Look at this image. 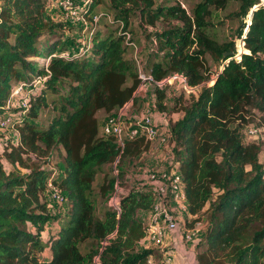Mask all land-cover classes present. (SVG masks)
<instances>
[{
  "label": "trees",
  "instance_id": "16d2710c",
  "mask_svg": "<svg viewBox=\"0 0 264 264\" xmlns=\"http://www.w3.org/2000/svg\"><path fill=\"white\" fill-rule=\"evenodd\" d=\"M55 1L0 0V112L7 111L19 85L30 104L16 121L21 144H8L0 153V264H164L161 248L139 249L146 226L138 213L152 208L154 195L124 191L108 175L95 188L105 166L146 149L144 140H127L121 151L113 136L101 134L98 118L114 115L139 84L137 65L127 57L129 44H136L129 29L136 15L152 27L177 23L155 33L157 60L146 65L154 80L176 73L189 87H201L183 101L170 125L190 216L195 224L207 214L198 264H264L263 149L243 138L256 114L264 124L261 0H238L245 16L257 7L238 31L241 53L234 41L218 43L207 30L210 9H225L228 0H203L191 14L180 5L157 7L155 0H91L85 18L102 13L114 27L107 32L90 27L84 48L65 38L73 25L49 14ZM100 6L106 11L96 12ZM208 55L223 64L211 86ZM42 58L48 62L41 64ZM166 88H154L163 113ZM44 110L54 115L41 126L36 121ZM57 152L60 167L46 171L41 163L50 165ZM50 183L63 196L62 209L54 213ZM117 184L123 192L120 212L109 206L99 215V203L109 201ZM49 225H55V234L44 239Z\"/></svg>",
  "mask_w": 264,
  "mask_h": 264
},
{
  "label": "rangeland",
  "instance_id": "374dc122",
  "mask_svg": "<svg viewBox=\"0 0 264 264\" xmlns=\"http://www.w3.org/2000/svg\"><path fill=\"white\" fill-rule=\"evenodd\" d=\"M77 3H80V0H75ZM203 0H155V5L157 7H174L180 5L186 11L191 14L193 9L201 3ZM262 4H264V0H261ZM54 5V4H53ZM52 6V5H51ZM241 3L238 0H228V4L225 9H219L212 7L209 11V15L207 16V30L208 34L212 39L217 41L218 43H226L234 41L236 45V49L238 53H241L243 47V42L238 39L237 34L238 31L243 24L247 26L249 16H245L243 11L240 8ZM51 15L58 16L60 15V20L63 22H67V13L63 10H60L57 6H52L49 9ZM106 9L104 6H100L96 9V12H104ZM79 13L78 16H80ZM112 15L113 12L111 11ZM82 16V15H81ZM77 16L74 17L76 19ZM111 18V16H110ZM69 21V20H68ZM68 24L70 22H67ZM71 25V24H69ZM68 25V26H69ZM177 25L176 22H165L160 21L157 23L155 27L145 24L139 15L132 17L130 20L129 29L132 30V36L137 44V49H129L127 52L128 59L135 63L138 61L141 65H152L153 62L157 60L156 51H157V41L155 39V33L169 30ZM70 27V26H69ZM113 24L109 21V18H103L96 26V30L107 32L111 29ZM90 28V27H89ZM88 28V29H89ZM87 27L81 24V21H75L73 23V27L71 31L66 34L67 40L69 42L74 41L79 48H84L87 44V36H88ZM47 59V58H46ZM48 60V59H47ZM206 66L208 67L210 80L208 81V86H211L216 79L217 73H219L223 64L221 60H213L209 55L205 58ZM42 64V63H41ZM36 72V71H35ZM199 88H191L185 86L184 83L179 79L170 80L169 84L166 88L167 98L165 100V105L167 107V112L163 113L158 110L155 105L156 97L154 88H150L148 92L142 94L139 98L136 99L134 105L130 108V118L136 116H142L145 113L149 112L153 118L155 119V123L157 125L159 131V138H166V141L162 144L160 140L146 143V149L141 155L137 157H126L120 159V161L116 164V166L108 165L105 166L101 172L98 174L95 188L98 189L100 183L103 180L105 175L108 177H115L120 180V188L124 191H130L137 188H140L144 191H149L145 186V181L147 179V175L151 170H172L177 167V162L172 153V146L170 144L169 136H168V126L174 119H177L179 116L180 106L183 104L184 100H187L191 94H197ZM22 108L18 102L15 103L12 110L6 111L4 114H0V118L5 116L11 117V124H14L16 127V121L20 120L22 116L20 115ZM53 113L50 110H44L40 116V118L36 121L41 126H46L47 121L53 117ZM113 115H107L105 113H99L98 118L100 121V132L104 134L103 127L106 121L112 117ZM158 121H162L167 124L164 128H161V124ZM263 122L260 114H256V118L254 121H250L249 124L243 129V138L246 143H257L262 146L263 151L260 154L261 162H264V133L260 132L256 136H249L246 133V130L249 127H258L257 123ZM10 132H2L0 131V153L6 149V145L8 146V142L16 141V135L14 131L9 130ZM5 135V136H4ZM8 138L9 141L6 139ZM3 139V140H2ZM185 156V155H184ZM62 163V158L59 156L58 152L51 157L50 165H45L43 163L42 166L46 171H53V169L57 170ZM5 167L7 170L12 169V167L5 162ZM26 171V170H25ZM122 177V179H121ZM51 213L60 211L61 203H55L54 201L50 204ZM109 201L99 203L98 205V214L101 215L104 213L107 207H109ZM150 218V211L147 213L139 212L138 219L144 224L147 225L148 220ZM183 222L186 224L188 229H192L194 227V218H189L188 215H183ZM201 223L203 228H206L207 225V214L202 215ZM55 234V225L48 226L47 230L43 233V238L46 239L48 236ZM204 232L201 231L197 240L194 243H187V247L185 249V257L188 258L189 262L197 261V257H193L192 252H198L201 249V252L204 250L205 246L202 245V241L200 239L203 237ZM149 247V243H141L139 249H147ZM171 252L170 248H163ZM82 250H86L84 247ZM194 252V253H195ZM193 258V260H192Z\"/></svg>",
  "mask_w": 264,
  "mask_h": 264
},
{
  "label": "built area",
  "instance_id": "2783aa9c",
  "mask_svg": "<svg viewBox=\"0 0 264 264\" xmlns=\"http://www.w3.org/2000/svg\"><path fill=\"white\" fill-rule=\"evenodd\" d=\"M91 0H80V3H77L75 0H56L54 6H57L60 10H63L67 13V22L73 25L75 21H81V24L87 29L89 27L96 28L99 24L101 18L103 17L102 13L93 15L89 20L85 18V13L87 6ZM80 14V16H78ZM82 15V16H81ZM77 16L76 19L74 17ZM109 21L112 22L110 16H108ZM69 20V21H68ZM92 34V33H91ZM130 36L127 35V38ZM134 49H137L136 44H129ZM67 53H63L62 57H66ZM42 64H46L48 60L46 58L40 59ZM137 73L139 84L136 90L133 93L132 99L128 101L122 108H120L112 117H110L104 127L103 131L105 135H111L115 138L118 146L121 151L125 147V142L135 141V140H144L146 143H151L157 140H160V143H164L166 138H159V131L157 125L154 121L153 116L147 112L142 116H136L130 118V108L134 105V102L142 94L148 92L150 88H163L167 86L170 80L179 79L185 86H188L187 79L185 76L180 74H172L162 81H155L152 75V69L147 67L145 64L141 65L136 62ZM43 79L36 81L30 89L32 94H35L39 86L42 84ZM189 87V86H188ZM192 88V87H191ZM21 105L20 115L25 117L27 111L30 109L29 104V94L23 90V86L19 85L13 92L12 96L6 103L7 111L12 110L15 103L18 102ZM11 117L3 116L0 118V131L10 132L12 130L15 132L16 141L15 145H20L19 132L14 124H11ZM258 127H249L246 130V133L249 136H256L260 132L264 133V124L257 123ZM170 144H171V132H168ZM172 146V144H171ZM8 146L6 145V148ZM173 148V146H172ZM4 151V150H3ZM119 162L117 158L114 165ZM145 186L155 197L150 211V218L146 226V237L142 243L148 242L149 246H155L161 248L163 251V263L164 264H174V254L163 248L166 247V237L169 233H175L178 235L179 239L184 243H194L197 240V236L201 231H205V227L200 222H196L192 229H188L186 224L183 222V215L186 214L190 216L189 213V203L186 196V188L183 182L182 175L175 167L172 170H151L145 181ZM49 187L51 189V199L55 203H61L63 201V196L59 191L50 183ZM140 192H146L140 188L134 189ZM123 192L119 188L118 184L116 185V190L111 194L109 198V205L114 208L117 212H120V199ZM52 207V206H50ZM202 241V238L199 242ZM98 261V259H97Z\"/></svg>",
  "mask_w": 264,
  "mask_h": 264
},
{
  "label": "crops",
  "instance_id": "0c3cea01",
  "mask_svg": "<svg viewBox=\"0 0 264 264\" xmlns=\"http://www.w3.org/2000/svg\"><path fill=\"white\" fill-rule=\"evenodd\" d=\"M52 6H54V5H52ZM49 14L51 15V13H50V11H49ZM52 17H53V19H55V20H60V15H58V16H54V15H52ZM5 113V111H3V112H0V114L2 115V114H4ZM176 119H174L172 122H174ZM154 121H155V119H154ZM158 122H160V124H161V128H164L165 126H168L167 124L165 125V123H163L162 121H158ZM171 122V123H172ZM171 125V124H170ZM170 125L168 126V132H169V130H170ZM5 136V135H4ZM8 141H9V139L8 138H6ZM3 140V139H2ZM8 143H10V144H14V141H10V142H8ZM141 212H144V213H147L148 211H141ZM189 218H192L191 216H189ZM142 243V242H141ZM202 245H204V244H202ZM166 247L169 249L170 248V250H171V252L174 254V259H175V261H174V264H197V262L196 261H193V262H189L188 261V258H186L185 257V249H186V247H187V245L186 244H184L180 239H179V237H178V235L177 234H175V233H169V234H167V237H166ZM195 252V251H194ZM192 252V255H193V257H195V259H196V257L201 253V249L197 252ZM192 260H193V258H192Z\"/></svg>",
  "mask_w": 264,
  "mask_h": 264
},
{
  "label": "water",
  "instance_id": "95a60500",
  "mask_svg": "<svg viewBox=\"0 0 264 264\" xmlns=\"http://www.w3.org/2000/svg\"><path fill=\"white\" fill-rule=\"evenodd\" d=\"M257 7H255V8H253V10H252V12L256 9ZM252 12L250 13V17H252ZM227 55H225V57H226ZM222 70H223V68H222Z\"/></svg>",
  "mask_w": 264,
  "mask_h": 264
}]
</instances>
